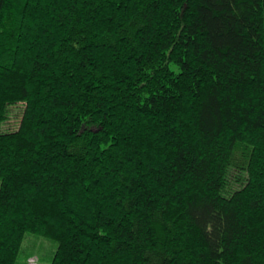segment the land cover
<instances>
[{"label": "trees", "instance_id": "16d2710c", "mask_svg": "<svg viewBox=\"0 0 264 264\" xmlns=\"http://www.w3.org/2000/svg\"><path fill=\"white\" fill-rule=\"evenodd\" d=\"M29 235L264 264V0H0V264Z\"/></svg>", "mask_w": 264, "mask_h": 264}, {"label": "rangeland", "instance_id": "374dc122", "mask_svg": "<svg viewBox=\"0 0 264 264\" xmlns=\"http://www.w3.org/2000/svg\"><path fill=\"white\" fill-rule=\"evenodd\" d=\"M23 104L13 106L9 110V118L3 126L6 131L16 130L23 113ZM57 247L55 241L29 235L22 246L18 264H51Z\"/></svg>", "mask_w": 264, "mask_h": 264}]
</instances>
